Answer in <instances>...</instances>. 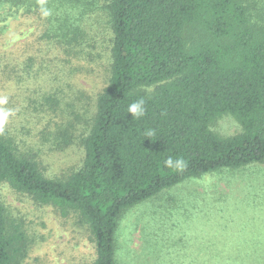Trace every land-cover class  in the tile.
<instances>
[{"label":"trees","instance_id":"obj_1","mask_svg":"<svg viewBox=\"0 0 264 264\" xmlns=\"http://www.w3.org/2000/svg\"><path fill=\"white\" fill-rule=\"evenodd\" d=\"M8 2L47 11L53 36L68 51L77 53L88 38L83 2L0 0ZM104 11L111 73L83 138L82 166L66 178H49L35 154L2 129L0 183L74 211L92 234L93 264H118L124 211L184 180L264 164V20L254 18L246 0H107ZM141 96L147 112L135 120L127 106ZM225 114L240 132L220 136L211 129ZM56 135L60 146L70 141L60 130ZM169 157L182 165L166 166ZM26 247L21 226L0 204V264H19ZM237 253L263 258L264 248Z\"/></svg>","mask_w":264,"mask_h":264},{"label":"rangeland","instance_id":"obj_2","mask_svg":"<svg viewBox=\"0 0 264 264\" xmlns=\"http://www.w3.org/2000/svg\"><path fill=\"white\" fill-rule=\"evenodd\" d=\"M106 1L77 0L84 3L88 33L77 53L57 43L43 11L0 4V96L13 110L3 129L20 149L35 154L49 178L68 177L84 160L83 138L111 73ZM246 4L264 20V0ZM211 129L232 136L241 127L225 114ZM58 130L70 137L62 146ZM0 204L25 234L19 264H93L92 234L74 211L38 203L6 182L0 183ZM116 241L118 264H264V257L234 254L264 248V164L206 173L164 189L123 212Z\"/></svg>","mask_w":264,"mask_h":264},{"label":"clouds","instance_id":"obj_3","mask_svg":"<svg viewBox=\"0 0 264 264\" xmlns=\"http://www.w3.org/2000/svg\"><path fill=\"white\" fill-rule=\"evenodd\" d=\"M49 13L47 11L44 12V15L47 16ZM153 91L152 86H147L145 88L146 93H151ZM8 104V97L7 96H0V130H2L6 124L8 123L10 117L13 115V110L5 107ZM147 108H146V100L143 96L139 99L135 100L134 102L130 103L127 106V113L131 115V117L135 120H138L146 115ZM148 137L154 135V131L150 130L146 134ZM182 160H173L169 157L165 160L166 166H180L182 165Z\"/></svg>","mask_w":264,"mask_h":264}]
</instances>
